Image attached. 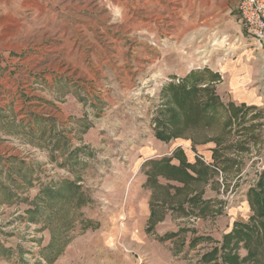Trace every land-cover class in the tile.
Instances as JSON below:
<instances>
[{
	"label": "rangeland",
	"instance_id": "rangeland-1",
	"mask_svg": "<svg viewBox=\"0 0 264 264\" xmlns=\"http://www.w3.org/2000/svg\"><path fill=\"white\" fill-rule=\"evenodd\" d=\"M240 1L0 0V264H264L222 247L264 170V107L216 87Z\"/></svg>",
	"mask_w": 264,
	"mask_h": 264
},
{
	"label": "crops",
	"instance_id": "crops-1",
	"mask_svg": "<svg viewBox=\"0 0 264 264\" xmlns=\"http://www.w3.org/2000/svg\"><path fill=\"white\" fill-rule=\"evenodd\" d=\"M255 49L256 48H242L239 46L234 49H227L229 52L226 50L225 53H222L223 57L220 60L219 66L216 68V71L221 77V81H218L216 84L218 94L225 96L228 101L236 106L264 107V52L262 50L255 52ZM208 152H210V150H206V148L202 147V158H208L209 156L206 154ZM205 201H207L206 198L202 196V210L207 209ZM245 203L246 207H248L246 213H248L251 209L250 204L249 201ZM152 214L151 208L149 207L145 211L143 205L138 214L134 212L135 217L138 215L137 217L139 218L147 217V219L150 220L154 215ZM195 218L197 217L191 220L194 221ZM166 220H168L167 217H160L158 223L165 222ZM197 220L199 224L200 217H198ZM235 222H228L224 231L222 220L203 221L202 228L204 223H208L210 227L209 231L215 232V234L218 235L217 237H220L218 239L223 240L219 231H223L225 235L229 234L234 229ZM203 231L204 229H202V232ZM194 238L195 237L192 239Z\"/></svg>",
	"mask_w": 264,
	"mask_h": 264
},
{
	"label": "trees",
	"instance_id": "trees-1",
	"mask_svg": "<svg viewBox=\"0 0 264 264\" xmlns=\"http://www.w3.org/2000/svg\"><path fill=\"white\" fill-rule=\"evenodd\" d=\"M172 164L169 163L168 168ZM179 169V167H177ZM259 189V191H257ZM258 189H249L248 191V198L251 204V209L253 214L249 217L248 221H237L235 222L234 229L232 232L224 236L223 248L233 249L235 245H238L239 241H244L247 243L248 246V255L243 260L251 261L255 257H257V247L262 246L264 250V170L261 173L260 180L258 183ZM259 192V193H258ZM262 197L260 199V206L256 203V198ZM259 221V222H258ZM252 223H257L252 224ZM232 242H235L233 245L230 246ZM251 244V246L249 244ZM254 243V245H252ZM253 247V248H251ZM259 253V252H258ZM229 261L233 262L237 259L239 260V256L234 254L229 258ZM237 260V261H238ZM254 262H258L263 264L260 260H254Z\"/></svg>",
	"mask_w": 264,
	"mask_h": 264
},
{
	"label": "built area",
	"instance_id": "built-area-1",
	"mask_svg": "<svg viewBox=\"0 0 264 264\" xmlns=\"http://www.w3.org/2000/svg\"><path fill=\"white\" fill-rule=\"evenodd\" d=\"M239 12L255 47L264 50V0H241Z\"/></svg>",
	"mask_w": 264,
	"mask_h": 264
}]
</instances>
